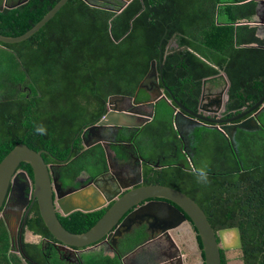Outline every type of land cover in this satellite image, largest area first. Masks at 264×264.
I'll return each instance as SVG.
<instances>
[{
  "label": "trees",
  "instance_id": "obj_1",
  "mask_svg": "<svg viewBox=\"0 0 264 264\" xmlns=\"http://www.w3.org/2000/svg\"><path fill=\"white\" fill-rule=\"evenodd\" d=\"M58 1L28 0L14 9L3 8L0 34H24ZM256 4L257 0H132L123 7L120 0H68L29 39L18 44L0 43V88L7 76L2 66L12 63L1 52H10L21 67L12 79L14 84L26 81L31 91L15 94V104L28 96L36 126L42 118L47 129L42 144L31 147L46 150L47 163L58 159L62 187L76 188L81 186L75 181L77 177L86 175L90 181L108 170L104 148L96 144L83 149L81 133L106 113L110 96L137 94V102L146 101L138 98L145 92L139 86L152 61L158 73L162 65V79L175 99L194 112L202 81L214 82L219 72L230 82L228 115L254 105L264 95L263 42L256 27L245 23L250 22ZM166 97L170 99L167 93ZM173 115V108L161 99L153 120L138 129L137 150L157 168L145 166V182L172 187L189 196L215 232L238 228L242 264H264V124L260 121L264 114L259 119L260 131L238 130L232 138L234 150L223 134L207 129L187 133V149L196 154L202 139L209 142L204 144L207 161H202L208 163L207 185L197 183L192 174V166L199 167V163L183 153V134L174 128ZM123 129L136 135L132 129ZM120 134L119 140L126 138ZM13 147L0 140V161ZM110 148L117 159H123L122 146L111 144ZM28 172L32 176L30 167ZM35 210L27 225L42 235V220ZM104 212L76 211L58 220L69 232L80 234ZM31 248V257L39 261V247ZM7 252L6 234L0 228V264H10ZM220 256L221 264H226L224 251ZM118 260L95 255L92 264H118Z\"/></svg>",
  "mask_w": 264,
  "mask_h": 264
},
{
  "label": "water",
  "instance_id": "obj_2",
  "mask_svg": "<svg viewBox=\"0 0 264 264\" xmlns=\"http://www.w3.org/2000/svg\"><path fill=\"white\" fill-rule=\"evenodd\" d=\"M7 0H3L0 11L6 5ZM28 0H17L12 8L26 3ZM68 0H59L54 7L48 11L41 20H39L31 29L17 37H8L0 34V43L18 44L37 33L55 14L66 4ZM132 0H125V7ZM264 4V0H258V3ZM174 46V44H171ZM181 49H178V53ZM169 53V52H168ZM162 65L159 66V73L155 61L151 62L149 72L140 84L139 89L152 92L147 88L146 80H150L152 88L156 92L149 96L144 102L135 103V97L123 95L110 96L107 100V112L101 119L88 127L89 131L99 128H127L141 129L150 123L155 114V106L159 100L164 99L173 108V126L181 135L178 127V116L181 115L187 121L195 122L206 128H215L221 133H228V126H236L239 129L261 130L258 116L264 111V95L252 106L245 108L238 114L225 118L230 114L228 89L230 82L225 77L224 88L219 92L210 91L208 79L202 81L201 93L198 98L197 111L194 112L180 102L172 95L171 91L165 86L162 79ZM167 93L170 99L163 93ZM208 93H213L211 99H208ZM112 102L115 106H112ZM128 102L133 108L119 107L117 104ZM150 106L149 113H142L134 110L143 106ZM251 115V116H250ZM250 116V117H249ZM248 117L247 119H244ZM248 121V122H247ZM248 123L253 125L249 127ZM243 127V128H242ZM232 149L234 150L232 138L226 135ZM45 151H35L26 145L19 144L10 150L0 161V209L3 205L8 186L16 167L20 163L29 165L32 172V198L36 201L38 213L48 234L53 237L61 247L84 248L93 244L100 243L103 238L107 240L111 234L114 236L118 232L110 231L120 222V225L128 224L141 216H150L157 223L165 224L161 230L172 232L177 230L182 224L189 223L194 229V241L197 254L202 261L193 264H221V250H231L241 248L239 230L236 227L220 229L214 231L208 222V219L200 206L189 196L181 191L164 185H146L135 187L122 195L112 189L115 178L106 179L103 175L96 178L93 182L84 185L76 190H71L65 194L57 190L56 183L51 182L48 165L44 162L42 154ZM107 153V152H106ZM142 161H145L143 157ZM103 183V185H99ZM114 199L113 204L106 210L101 218L86 232L75 234L66 230L58 220L60 217H66L75 211L94 212L103 209ZM135 208V209H133ZM150 227L148 226V229ZM147 231V230H146ZM169 238V236H168ZM168 242L178 247L175 242L168 239ZM115 245V244H114ZM146 244H142L144 247ZM133 254V253H131ZM127 255H120L122 263L125 264ZM178 260L181 258L177 254Z\"/></svg>",
  "mask_w": 264,
  "mask_h": 264
},
{
  "label": "flooded vegetation",
  "instance_id": "obj_3",
  "mask_svg": "<svg viewBox=\"0 0 264 264\" xmlns=\"http://www.w3.org/2000/svg\"><path fill=\"white\" fill-rule=\"evenodd\" d=\"M2 4L3 2L1 5ZM14 4L15 1L7 0L6 5L3 8L14 9L12 8ZM13 77L14 74H8L5 78H2L5 82L3 87L0 88V115L6 117H0V140H5L6 144H14V147L22 144L30 149H34L31 145H41L42 135H39L34 131L36 118L30 113V107L28 108V106L31 105L30 100L28 99L29 97L26 96V99L21 100L18 104H15V101L18 99L14 97L17 93L31 92L28 87L29 84H27L26 81L14 84V80H12ZM149 81V79L145 81V83L148 82L146 84L147 88L152 91L148 92V96L156 92ZM2 93H5L6 96H2ZM163 93L166 95L165 92ZM135 103L139 102L135 100ZM112 106H115L113 102ZM117 106L127 109L133 108L128 102H123L121 104L118 103ZM148 108V105H146L134 110L147 113ZM4 110H6V114H2ZM107 110L106 102V112ZM22 111H26V113H21ZM227 117L231 116L227 115L225 118ZM178 120L180 132L183 134V140L181 141L184 144L185 149H187L188 134L183 131L185 120L182 119L181 115L178 116ZM39 121V125H42V118ZM132 130L134 132L136 131V135L118 127L99 128L94 131H89L85 128L80 135L83 149H88L96 144H100L104 148L108 170L100 174L98 177L104 175L107 180L111 177L115 178V183L113 184L112 189L116 190L115 192H119L121 195L135 187L155 185L147 184L145 182V166L152 167L153 169L156 167H153L154 164L147 161L137 150L139 149L137 139L141 137V131L138 129ZM119 134L126 138L119 140L117 138ZM111 144L120 145L122 146V149H125L122 160L117 159L114 153L110 150ZM130 149H132L131 152H129ZM185 149L184 151H186ZM39 151H45V153L42 154V158L46 165H48L51 182L56 183L57 190L62 194L71 190H76L98 178L96 177L87 181V176L81 175L75 180L77 183H80L81 186L76 188H63L60 182V176L57 172L61 165L59 160L52 156L57 161L47 163L45 155L48 154V152L42 150V148H40ZM186 153L189 154L187 151ZM141 157H143L145 161H142ZM28 167L29 165L25 163L18 164L12 175L3 205L0 209V228H2L6 234L8 243L7 258L10 260V264H92L94 256L103 252L118 258L121 264L122 260L120 255L122 256L124 254L127 255L125 258V264H192V261H202L199 254L187 253L184 249L185 246L183 245L178 246L177 251V249L168 242V239L174 241L172 234L173 231L171 233V231L168 232V230H166L161 233V230L166 225L159 224L154 218L146 215L138 217L124 225H120L121 220L110 231V233L118 232L117 234L114 236L111 234L107 240H104L105 238H103L100 243L84 248L61 247L53 237L47 234L48 232L43 223L42 235L35 234L27 225V220L35 217V209L38 211L36 201L32 198V176L28 172ZM99 185L101 186L103 183H99ZM113 202L114 199L103 208L105 212ZM58 217L60 216L58 215ZM148 226L150 227L149 229ZM141 234L144 236L142 239H138V236ZM47 235H49V237ZM144 243L146 245L141 247ZM125 245L128 247L125 252H122ZM31 246L39 247L40 254H37L38 256H36L39 261H36L31 257L33 255ZM234 250L239 251L242 256L241 248L222 251H224L226 258L225 253ZM178 253L181 256L179 260L177 258Z\"/></svg>",
  "mask_w": 264,
  "mask_h": 264
},
{
  "label": "crops",
  "instance_id": "obj_4",
  "mask_svg": "<svg viewBox=\"0 0 264 264\" xmlns=\"http://www.w3.org/2000/svg\"><path fill=\"white\" fill-rule=\"evenodd\" d=\"M13 1H16V0H13ZM249 21L250 22H245V23H247L249 25H253V26L256 27L257 37L260 40H262V42H263V46L262 47L264 48V4H261V2L258 3V0H257V4L255 6V13H254V15L251 17V19ZM224 74H225L224 72H219V74L216 77V80L214 82H210L209 79H208L210 85L207 84V86L210 87V91L214 90L215 92H219L221 88H224V85H225ZM144 93L146 95H148L147 91H145ZM212 95H213V93H208L207 98L211 99ZM244 109L245 108H243L242 111ZM263 114H264V111L259 114L258 119H260ZM247 118L248 117H246L244 119H247ZM182 119L185 120L184 129H183L184 132L192 133L194 130H198V129L206 130L207 129V131L223 134V133H221L219 130H217L215 128L203 127V126H201V125H199V124H197L195 122H191L190 120L187 121L184 117H182ZM260 121L264 124V115L260 119ZM178 123H179V120H178ZM249 124H250V126L253 125L252 123H248L247 124L248 127H249ZM228 127H229V129H228V133L229 134H224L225 136L226 135L235 136L236 133L238 132V130H241L242 132H246V133L260 131V130H256V129H254V130L253 129H249V130H247V129L246 130L239 129L236 126H228ZM262 136L264 137V135H262ZM185 150L189 154H187L186 151H184V149H182L183 153L188 155L187 158L191 161V157H194V155H196V151L193 150V149H185ZM177 232H178V234H177ZM172 234H173V240H174L175 244L177 245V247L183 245V246H185L184 249H185V251L187 253H189V254H192V253L197 254L196 245H195V241H194V231H193L192 227L189 225V223L182 224L177 230H174ZM98 255H101V257H103V258H110V260H112V258H116V257H113L111 254L108 255V254H106L104 252L101 253V254H98ZM194 262H196V261H192L191 263L193 264ZM117 263L121 264L120 260H118Z\"/></svg>",
  "mask_w": 264,
  "mask_h": 264
},
{
  "label": "rangeland",
  "instance_id": "obj_5",
  "mask_svg": "<svg viewBox=\"0 0 264 264\" xmlns=\"http://www.w3.org/2000/svg\"><path fill=\"white\" fill-rule=\"evenodd\" d=\"M120 1L124 2L125 0H120ZM1 53L6 54L12 60L11 64H5L4 67L2 66L3 70H7V75L8 74H14L15 75L17 73H20L21 67H19L17 65L16 61L14 60V56L10 52H1ZM138 98L140 100H142V99L147 100L149 97L145 93H141V95ZM148 107L149 108L147 109V113H149L151 111L150 106H148ZM261 137H263V136H261ZM205 143H209V142L205 139H202L201 143H200V149H198V153L196 155H194V157H193V158H195L194 163L197 161L199 163V166H201L203 164L202 161H204V162L207 161L206 151H208V149H206V147L204 146ZM147 153L148 152H145L144 154L147 155ZM231 250H233V249H231ZM225 254H226V258H227V264H242V261L240 259L241 255H240L239 251H237V250L227 251Z\"/></svg>",
  "mask_w": 264,
  "mask_h": 264
},
{
  "label": "clouds",
  "instance_id": "obj_6",
  "mask_svg": "<svg viewBox=\"0 0 264 264\" xmlns=\"http://www.w3.org/2000/svg\"><path fill=\"white\" fill-rule=\"evenodd\" d=\"M34 131L39 135L47 134V129L43 125L34 126ZM191 171L197 183L203 184V185H207L209 183L208 163H204L199 167H197L196 165H193Z\"/></svg>",
  "mask_w": 264,
  "mask_h": 264
}]
</instances>
